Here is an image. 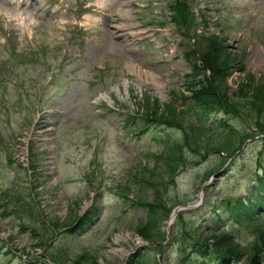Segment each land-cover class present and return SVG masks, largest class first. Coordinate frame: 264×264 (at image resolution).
<instances>
[{
	"label": "rangeland",
	"instance_id": "rangeland-1",
	"mask_svg": "<svg viewBox=\"0 0 264 264\" xmlns=\"http://www.w3.org/2000/svg\"><path fill=\"white\" fill-rule=\"evenodd\" d=\"M80 1L59 0L52 7L49 0H0V66L6 65V69L10 66L12 78L25 79L22 86L16 79L0 85V192L9 199L23 187V194L27 195L32 185L45 184L40 174L55 166V175L48 177L44 185L50 191L39 189L40 199L35 202L41 215L64 221L67 206L72 203L73 210L80 206V214L96 212L93 223L77 233H66L70 229L67 227L53 235L50 251L67 249L59 264H79L78 255L86 250L97 259L95 264H126L138 251H144L146 264H177V243L167 241L162 249L150 247L134 232L135 223L147 217L137 199H153L141 175L139 179L134 175L138 171L149 176L155 168L151 154L163 152L159 140L179 142L182 133L151 126L132 138L116 140V134L122 131L117 113L106 106L102 110L93 102L102 98L108 108L120 107L136 115V123L142 124L140 115L144 114L140 104L145 95L162 103L174 101L183 107L186 103L175 97L188 91V82L191 88L204 78L203 72H193L194 61L204 64L194 56L187 57L193 55V48L183 40L188 35L181 32L179 23H172L171 0H83V8L93 3L97 10V16L83 17L81 40L86 41L83 51L77 50L76 59L68 61L64 73L49 82L45 79L44 58L61 62L55 56L59 53L58 44L77 39L76 30L67 31L77 20L55 13L65 9L73 12L80 8V4L77 6ZM189 8L194 14L193 30L201 24V31L217 32L227 41L224 46L231 54L225 53L231 73L227 82L232 92H238L240 86L264 83V0H190ZM110 13L118 17L108 18L106 15ZM32 53L42 62L32 64ZM100 64L110 66V70L97 73L94 67ZM191 115L195 117L196 112ZM218 119L221 117L212 116L208 124L215 128ZM230 123L241 130L250 126L240 119H232ZM211 133L216 135L218 131ZM2 148L6 151L1 153ZM8 152L14 162L10 165L5 162ZM33 154L35 158L31 160ZM204 155L188 157V165L165 198L168 208L197 202L201 183L223 160L212 154L203 161ZM65 156L71 159L69 163H65ZM31 165H35V170ZM262 168L264 140L258 135L230 160L228 168H219L205 196L208 204L202 205L203 198L201 211L187 216V221L203 228L219 226L233 230L243 246L254 245L256 237L251 230L233 222H217L213 212L223 200L247 198L263 176ZM87 170L92 175L86 174ZM84 175L91 178L82 181ZM127 182L132 189L129 197L120 189ZM14 197L19 199L20 194L15 193ZM220 213L228 219L224 209ZM14 220L0 216V264H19V259L12 261L9 253L28 254L32 247L30 235L22 233ZM174 225L169 230L177 233ZM168 227L167 220L162 230ZM41 256L33 258V264L50 263L45 253Z\"/></svg>",
	"mask_w": 264,
	"mask_h": 264
},
{
	"label": "trees",
	"instance_id": "trees-1",
	"mask_svg": "<svg viewBox=\"0 0 264 264\" xmlns=\"http://www.w3.org/2000/svg\"><path fill=\"white\" fill-rule=\"evenodd\" d=\"M176 4L177 12H180L183 19L187 18V0H177ZM198 46L205 50L202 61L206 68L211 70V74L201 81L199 89L192 91L193 100L188 103V108H178L173 103L161 104L157 100H152L149 96L144 99L147 117H150L152 121L181 130L184 136L180 143H173V146L170 147L168 146L170 143L165 141L166 151L155 156V168L149 173V176L141 177V181L152 190L153 200L152 202L147 200L142 202L149 211V219L144 225L137 226L136 231L143 238L151 241L161 240L165 236L160 231L158 222L161 213H164L167 208L165 196L169 192L170 184L173 181L170 182L166 178H174L186 164V157H183L184 152L187 151L191 155H208L211 153L220 155V153H223L231 157L241 150L247 139L246 133L237 131L226 124L225 121L220 126H225L223 132L220 131L221 133L216 135L211 134L209 127L203 122V118L214 110H221L227 116L242 117L243 110L241 107H244L246 112H250L253 120H257V117L264 114V83H259L257 86H241V93H244L246 88L248 90L252 89L253 94L251 97L246 98L235 94V98H233L227 84L229 59L225 56L226 48L224 45H221L220 40L215 38L211 40L200 38ZM181 98L186 99L187 97L182 94ZM192 107H198L199 109L200 115H197V119L187 116ZM261 119L263 124L260 123L258 126L262 129L264 127V116ZM138 174L135 175L136 179L140 177ZM248 205L247 212L251 211V205L253 204ZM239 209H244L242 203H238L234 210L231 208L230 211V214L238 221H240ZM182 221L185 220L182 219ZM182 227L180 237L183 244L180 250L185 257H181L180 264H188L186 255L189 254V248L185 245V242L190 240L194 247L199 248L204 245L213 249L214 253L219 254L220 258L225 260L223 264L237 263L245 258L248 259V264H261L259 250L262 245L264 246V234L260 236V242L254 246L253 250H247L235 241L232 233L214 231L207 236L204 234L205 237H203L198 233V230L188 231L185 225ZM203 249V247L199 248L200 251H203ZM86 257L87 255L84 256V258ZM189 262L193 263L194 261L192 259Z\"/></svg>",
	"mask_w": 264,
	"mask_h": 264
}]
</instances>
